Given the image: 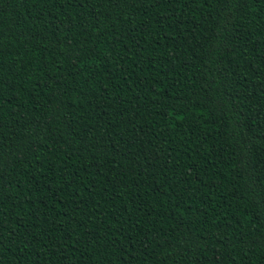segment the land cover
Returning a JSON list of instances; mask_svg holds the SVG:
<instances>
[{
  "label": "trees",
  "instance_id": "1",
  "mask_svg": "<svg viewBox=\"0 0 264 264\" xmlns=\"http://www.w3.org/2000/svg\"><path fill=\"white\" fill-rule=\"evenodd\" d=\"M0 264H264V0H0Z\"/></svg>",
  "mask_w": 264,
  "mask_h": 264
}]
</instances>
